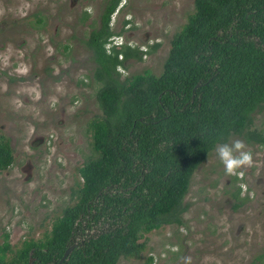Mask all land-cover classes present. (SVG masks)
<instances>
[{"label": "trees", "instance_id": "1", "mask_svg": "<svg viewBox=\"0 0 264 264\" xmlns=\"http://www.w3.org/2000/svg\"><path fill=\"white\" fill-rule=\"evenodd\" d=\"M118 3H103L99 22L83 40L99 82L100 112L88 121L94 154L78 167L75 200L49 230L16 248L3 232L0 264H28L29 258V264H55L73 242L60 264H115L120 256H138L143 233L183 223L190 176L216 143L231 134L264 143L262 129L250 128L252 112L263 108L264 0H193L169 38L160 71L122 77L124 59H140L158 42L145 49L121 42L106 50L118 32L110 26ZM11 161L8 138L0 133V170ZM239 192L236 185L233 207L246 197ZM86 227L92 231L83 233Z\"/></svg>", "mask_w": 264, "mask_h": 264}, {"label": "rangeland", "instance_id": "2", "mask_svg": "<svg viewBox=\"0 0 264 264\" xmlns=\"http://www.w3.org/2000/svg\"><path fill=\"white\" fill-rule=\"evenodd\" d=\"M105 0H0V133L8 138L12 161L0 170V241L12 248L49 229L60 209L73 203L78 167L94 154L89 119L100 112L92 76L94 62L84 45L97 25ZM134 2L135 11H130ZM193 0H120L110 16L115 34L130 46L156 47L128 57L120 76L147 68L157 74L169 46L192 10ZM119 16L131 20L123 26ZM120 36H117L120 38ZM264 133V108L250 128ZM240 139L253 156L244 175L226 176L216 147ZM245 195L233 207V188ZM183 200V223L143 233L138 256L115 264H262L264 247V143L231 134L216 143L193 170ZM178 249V250H177ZM147 256L152 260L146 262Z\"/></svg>", "mask_w": 264, "mask_h": 264}, {"label": "clouds", "instance_id": "3", "mask_svg": "<svg viewBox=\"0 0 264 264\" xmlns=\"http://www.w3.org/2000/svg\"><path fill=\"white\" fill-rule=\"evenodd\" d=\"M117 39V35L109 37L111 44L121 43V41L117 42ZM245 149L246 145L240 139L232 141L231 144L223 143L217 145L215 149L216 156L220 164L223 166L226 176L239 175L240 177H243L244 173L240 170L253 166L252 153ZM183 260L184 264H191L190 257H183Z\"/></svg>", "mask_w": 264, "mask_h": 264}, {"label": "flooded vegetation", "instance_id": "4", "mask_svg": "<svg viewBox=\"0 0 264 264\" xmlns=\"http://www.w3.org/2000/svg\"><path fill=\"white\" fill-rule=\"evenodd\" d=\"M106 1V0H105ZM120 1V0H119ZM123 2H125V0H123ZM134 2H132V4H131V6H130V3H129V5H128V8L127 9H130V11L132 12V11H135V9H134ZM100 13V12H99ZM98 22H99V14H98ZM119 22H120V24L121 25H125V26H130V25H132L131 24V20L130 19H128V18H123L122 16H119ZM117 36H120V34H116ZM122 42V44H128V45H131L130 43H129V41H126L125 39H122V37L120 36V38H118L117 39V42ZM152 43V42H151ZM116 46H118V47H120L121 46V43L120 44H116ZM105 49H106V47H105ZM89 50V49H88ZM107 50V49H106ZM143 53H145V52H143ZM142 53V54H143ZM261 103L263 104V108H264V98H263V100L261 101ZM262 108V109H263ZM261 109V110H262ZM255 112H258V111H254V112H252L253 114L255 113ZM235 189V187L233 188V190ZM239 195H240V192H239ZM240 196H243V195H240ZM55 218V217H54ZM53 218V219H54ZM52 219V220H53ZM52 220H51V222H52ZM51 222H50V225H51ZM85 222L82 220V224H84ZM50 225H49V228H50ZM49 230V229H48ZM86 231H92L91 229H89V228H84V230H83V233H85ZM42 235V234H41ZM76 237L77 238H79L80 237V235L79 234H77L76 235ZM261 255V257L264 255V247H263V250L261 251V252H259V253H257L256 255ZM255 255V256H256ZM256 258V257H255ZM262 264H263V261H262Z\"/></svg>", "mask_w": 264, "mask_h": 264}, {"label": "water", "instance_id": "5", "mask_svg": "<svg viewBox=\"0 0 264 264\" xmlns=\"http://www.w3.org/2000/svg\"><path fill=\"white\" fill-rule=\"evenodd\" d=\"M198 85H199V83L197 82V83L194 84V87H196V86H198ZM191 96H192V94H191ZM74 245H75V242H73V243L67 245V246L64 248L62 254L60 255V257L58 258V260L56 261L55 264H60V262L62 261V259H63L64 257H66V255L69 253V251L71 250V248H72ZM29 263H30V258H29V260H28V264H29Z\"/></svg>", "mask_w": 264, "mask_h": 264}, {"label": "built area", "instance_id": "6", "mask_svg": "<svg viewBox=\"0 0 264 264\" xmlns=\"http://www.w3.org/2000/svg\"><path fill=\"white\" fill-rule=\"evenodd\" d=\"M110 44H111V42H110V41H107V42L105 43L106 48H109Z\"/></svg>", "mask_w": 264, "mask_h": 264}]
</instances>
